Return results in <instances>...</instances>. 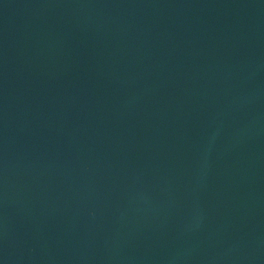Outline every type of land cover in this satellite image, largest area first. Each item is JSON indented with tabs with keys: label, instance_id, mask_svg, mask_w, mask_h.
Returning <instances> with one entry per match:
<instances>
[{
	"label": "water",
	"instance_id": "water-1",
	"mask_svg": "<svg viewBox=\"0 0 264 264\" xmlns=\"http://www.w3.org/2000/svg\"><path fill=\"white\" fill-rule=\"evenodd\" d=\"M0 264H264V0H0Z\"/></svg>",
	"mask_w": 264,
	"mask_h": 264
}]
</instances>
